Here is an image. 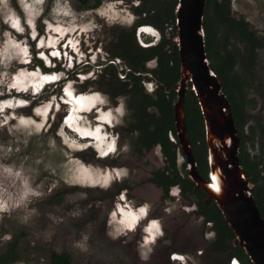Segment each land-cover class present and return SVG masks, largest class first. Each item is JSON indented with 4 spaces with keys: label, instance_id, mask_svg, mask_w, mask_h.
Masks as SVG:
<instances>
[{
    "label": "rangeland",
    "instance_id": "obj_1",
    "mask_svg": "<svg viewBox=\"0 0 264 264\" xmlns=\"http://www.w3.org/2000/svg\"><path fill=\"white\" fill-rule=\"evenodd\" d=\"M138 2L103 0L93 9L75 0H0V253L17 240L19 255L16 262L9 264H48L52 251L69 253L72 264H157L165 259L164 251L172 247L169 244L182 249L172 250L174 253L193 259L211 249L215 233L192 211L196 206L186 205L183 198L177 196L178 186L165 197L163 190L151 181L153 173L165 165L161 147L146 148V152L139 147L142 145L136 140L138 131H128L133 123L131 113L129 115V96L115 94L104 81L108 77L96 69L103 61L102 56L108 58L111 53L108 48L113 38L121 30H131L144 17L135 11ZM213 3L206 7L205 15L214 19ZM230 8L232 15L247 21L248 28L263 42L246 71L249 44L238 40L224 25L216 35L219 40L228 36L227 47L237 53L236 66L248 80L246 112L250 117L244 126L248 133L250 126H264V0H230ZM32 30V34L38 31L43 35L39 43L32 40ZM135 36L140 44L137 33ZM62 39L79 49L80 55L91 56L82 58L83 63L78 60L79 64L72 68L59 61L57 67H49L44 61L41 66L37 46L44 44L40 51L46 44L55 49ZM45 58L49 60L46 55ZM29 59H33L31 64H28ZM38 64L41 70L36 67ZM156 64V59H152L147 67L154 68ZM62 69L74 70L67 74L75 79L67 87L72 97L82 93L79 96L86 105L90 103L89 98L97 104L98 97L84 92H98L105 97L106 105L101 106L108 112L103 110L100 119L115 122L116 127L108 131L119 136L116 153L111 154L114 143H106L107 139L99 145L103 152L109 144L111 155L107 159L98 158L87 141L61 127L66 106L48 117L64 80L60 84H49L42 96L34 99L37 116L30 106L8 110L27 103L21 99L16 105L11 98L5 99L11 94L17 95L15 89L23 92L36 88L34 82L39 85L43 78L39 72L53 73ZM77 73L83 75L79 78ZM84 77L89 79L83 83ZM143 86L148 92L155 88L148 81ZM28 95L26 99L30 103L33 98ZM55 96L56 99L49 101ZM113 101H117V105ZM119 104L121 110L117 114ZM87 116L83 122L93 121L96 113ZM99 123L105 125L101 121H96L95 125ZM246 148L254 155L259 143L253 147L248 140ZM183 161L182 157L178 159L180 168ZM129 206L134 210L129 211ZM140 208L139 217L140 212L135 210ZM145 208L149 210L146 218ZM141 217L145 219L139 220ZM148 221L150 226L143 233L142 227ZM137 222H141L140 225H136ZM128 226L135 227L131 231ZM149 233L157 235L158 241L150 243ZM142 236L147 245L140 242ZM233 257L213 251L198 263L228 264ZM168 261L164 263L177 264Z\"/></svg>",
    "mask_w": 264,
    "mask_h": 264
},
{
    "label": "trees",
    "instance_id": "obj_2",
    "mask_svg": "<svg viewBox=\"0 0 264 264\" xmlns=\"http://www.w3.org/2000/svg\"><path fill=\"white\" fill-rule=\"evenodd\" d=\"M75 1L83 7L91 6L93 9L98 8L103 2V0ZM212 1L215 20L213 16L205 15L207 54L211 60L212 69L223 82L224 92L231 101L235 123L241 137V164L255 186L252 194L264 218V126L260 124L256 127L250 126L249 132L245 133L244 126L250 117V114L246 112L249 105L248 80L236 66L237 53L227 47L230 43L228 36L219 40L216 35L224 25L235 34L238 40H245L249 44H247L249 51L246 52L248 65L244 70L249 69L253 64L255 53L263 42L248 28L247 21L238 20L232 15L230 0H207L206 7ZM177 3V0H142V4L135 11L137 15H145L137 21L136 25H154L162 35L161 42L155 46L143 47L136 40L135 26L131 30H121L110 43L111 58L123 59L132 69L129 73L130 81H122L117 74L118 67L110 63L104 70V73L109 75L106 83L112 87L115 94L129 96V109L135 119L132 129L140 132L138 142L142 146L139 147L151 149L158 144L161 145L165 167L155 171L151 181L163 190L165 197L175 186L181 188L184 196L187 193H195L198 198L196 214L204 217L205 222L213 223L215 237L211 249L237 256L243 264H252L244 248L234 244L235 234L216 202L212 200L210 204H206L204 199L207 194L202 189H195L194 182L188 177L186 163L183 162L182 168L178 166L179 144L172 142L168 137L169 132H173L177 137L174 102L181 72L179 49L173 39L177 33ZM152 59H156L157 64L154 68H148L147 63ZM143 79L155 82L157 87L154 93L146 91ZM113 97H115L114 94ZM150 108H154V111H150ZM185 114L189 137L199 164L198 171L204 178H209L210 167L204 117L197 97L190 92L186 96ZM248 140L252 141L253 147L259 143V150L254 155H251L246 148ZM14 242L17 243V240ZM16 243L10 244L0 253V264H9L18 260ZM48 264H72V259L67 252L52 251Z\"/></svg>",
    "mask_w": 264,
    "mask_h": 264
},
{
    "label": "water",
    "instance_id": "obj_3",
    "mask_svg": "<svg viewBox=\"0 0 264 264\" xmlns=\"http://www.w3.org/2000/svg\"><path fill=\"white\" fill-rule=\"evenodd\" d=\"M174 41L180 55V81L174 102L179 148L195 189L214 200L235 234L234 244L244 248L252 264H264V218L253 197L254 184L240 160L241 137L231 101L223 82L212 69L205 40L207 0H177ZM196 96L206 129L209 178L198 171L189 137L185 102L187 92Z\"/></svg>",
    "mask_w": 264,
    "mask_h": 264
},
{
    "label": "flooded vegetation",
    "instance_id": "obj_4",
    "mask_svg": "<svg viewBox=\"0 0 264 264\" xmlns=\"http://www.w3.org/2000/svg\"><path fill=\"white\" fill-rule=\"evenodd\" d=\"M142 4V0H139V2H138V4H137V6H136V8L137 7H139L140 5ZM135 8V9H136ZM145 15V14H144ZM135 27L136 26H138V25H134ZM134 26H132V28H134ZM47 28V27H46ZM131 28V29H132ZM142 30V33L143 32H145V33H147V34H152L153 32H154V30L152 29V28H148V27H145V28H143V29H141ZM135 35H136V28H135ZM41 36H43L40 32H38V31H35V35H34V38H33V41L35 42V43H39V41L41 40ZM43 46H44V44H39V46H37V48H38V52L36 53L37 54V56H38V59H39V62H40V65L42 66L43 64H44V62H45V64L47 65V66H49V67H57L58 66V63H57V61H59V62H65V64L69 67V68H72V67H75V65L76 64H79V62H78V60H81V63H83V59L82 58H84V60L87 58V56H91V55H86V56H84V55H80L79 54V52H78V50L79 49H77V48H74L73 46H72V44L71 43H69L68 42V40H64V39H62V40H59L58 42H57V44L54 46L55 47V49H50V47L46 44V48L43 50V51H40L41 49H43ZM58 46H61L60 48L58 47ZM108 48V47H107ZM50 49V50H49ZM108 49H110V46H109V48ZM58 51L56 54H54L53 52L54 51ZM48 51V52H47ZM46 56H48V59L49 60H47L46 58H45V55ZM34 58V57H33ZM55 59H57V60H55ZM102 62L100 63H98V67L97 66H95V67H97L96 69L97 70H100L101 71V74L104 76V77H109V75H107V73H104V70H105V68L108 66V64H110V63H112V64H115V66L116 67H118V69H117V74H118V76L120 77V79L122 80V81H130V77H129V73L131 72V70L132 69H130L129 68V66L127 65V63L123 60V59H121V58H111V53L108 55V58H106V57H103L102 56ZM44 61V62H43ZM33 62V59H29V62H28V64H31ZM86 63H88V61H86ZM40 65L38 64V66H36L38 69H40ZM91 65H92V63H91ZM125 65V66H124ZM77 67H79V65L77 66ZM37 69V70H38ZM41 70V69H40ZM37 72V71H36ZM68 72V73H67ZM39 73H41L42 75H47V77H48V75H53V76H58L53 82H47V83H43V85L42 86H44V88L41 90V91H34L35 90V88H34V90L33 89H30V90H27V91H23V92H21V91H17V89H15V88H12V89H15L16 90V92H17V95H14V94H11V96L12 97H14V98H16L15 100H12L13 101V103H16V105H17V103H18V101L19 100H21V99H23V100H25L27 103H25V105H23V106H21V107H11V108H9L8 110H11V109H20V108H25V107H28V106H30V108L33 110V113H34V115L35 116H37V105H36V103L34 104V99H37V98H40L41 96H42V94L44 93L43 91L46 89V87L49 85V84H52V83H55V84H60L63 80V83L61 84L62 85V89H61V92L57 95L58 96V99H56L57 98V96H55V98H53V100L54 99H56V101L55 102H53V104L51 105V107H50V109H49V111H48V117H49V115L54 111V112H57V106L56 105H58L59 103H61V102H65V100L66 99H68V98H71V100H72V102H70V103H72L73 104V109H77V105H74V104H77V102L66 92V94L63 96V86H64V83L66 82V81H73V80H75V79H73V78H71V77H67L68 75H69V73H74V70H72V71H70V70H63L62 69V71H60V72H56V73H52V72H48L47 74H45V72L44 71H41V72H39ZM58 73H60V74H58ZM40 74V75H41ZM68 74V75H67ZM41 75V76H42ZM81 75H83L82 73H77V76L80 78V76ZM150 75V74H149ZM151 76V75H150ZM44 78H47L46 76H43ZM82 78V77H81ZM89 78H87V77H84L83 78V83L85 82V81H87ZM41 80V79H40ZM39 80V81H40ZM104 81L106 82V78H104ZM146 81H148L147 79H143V83H145ZM151 80H149L148 82H150ZM107 84V83H106ZM69 87V86H68ZM156 87H157V85H156ZM156 87L154 88V90L152 91V92H148V93H154V91H155V89H156ZM75 92V91H74ZM75 93H77V92H75ZM78 93H80V92H78ZM77 93V94H78ZM85 94H97V99H98V101H97V104H95L94 102H95V100H94V102H92V100H91V98H89V105H86V102H85V100H84V98L82 97L81 98V101H82V103H80L79 101V103L80 104H78V106H80L79 107V109L81 108L83 111H85V112H79V113H81V114H86V111H89L90 109H92L93 108V110H92V112H95L96 114H97V116H99V118H98V120H95V121H98V122H103L105 125H103L102 123H99V124H96V125H100L99 127H100V129H101V133H102V136L101 137H104L103 138V140L104 141H106V139H107V142L106 143H108V142H111V143H114V150H113V152L111 153V154H113L115 151H117V144H118V141H119V136H118V134H117V136H114V135H112L113 137H109L107 134H106V128L108 127V124L107 123H111V121H109L108 119L107 120H102V119H100V117H102V116H100V115H102L101 113H102V111L104 110L103 108H102V106L101 105H103V107L106 105L105 104V97L102 95V94H100V93H98V92H90V93H86V92H84ZM28 94H30L31 96H32V98L33 99H31V102L29 103V101H28V99H26V96H29ZM80 94H82V93H80ZM79 94V95H80ZM111 96V95H110ZM8 97H10V96H8ZM8 97H6V98H8ZM65 99V100H64ZM115 99V97H113L112 96V100H114ZM30 100V99H29ZM113 103H114V105H117V101H113ZM100 107V108H99ZM151 109V108H150ZM7 110V111H8ZM95 110V111H94ZM121 110V104H119L117 107H116V113L117 114H119L120 111ZM1 111V110H0ZM104 111H106V112H108L107 110H104ZM2 112V111H1ZM111 112V111H110ZM130 113H131V110L129 109V115H130ZM103 114H104V112H103ZM67 115V114H66ZM111 115H112V112H111ZM131 115H132V113H131ZM40 116V115H39ZM65 116V115H64ZM64 116L62 117V120H61V123H62V121H63V118H64ZM48 117L46 118V119H48ZM133 117V116H132ZM40 118H41V120L43 119V117L42 116H40ZM111 118V117H110ZM76 119L79 121V123L80 124H82V122L79 120V118L78 117H76ZM113 120V119H112ZM114 122V121H113ZM134 122H135V119H134V117H133V123L131 124V126H129V128H128V131H138V136H137V142H138V138H139V135H140V132H139V130H137V129H132V125L134 124ZM87 126H89V125H87ZM90 126H95V125H90ZM105 129H104V128ZM115 127H116V124H115ZM67 128V127H66ZM92 130H94V129H92ZM77 136H78V134H76ZM85 137H86V139L85 140H87V143L88 144H90V143H92V144H95V145H97L98 147H99V145H103V143L102 142H97V139L96 138H93L92 136H90V135H85ZM168 137H169V139L172 141V139H171V132H169L168 133ZM109 138H110V140H109ZM80 139H82V138H80ZM84 139V138H83ZM173 142V141H172ZM101 143V144H100ZM110 143V144H111ZM139 143V142H138ZM105 145V144H104ZM111 146V145H110ZM161 146V145H160ZM109 144H106V150H107V152H106V150L105 151H103V155L101 154L102 153V150H103V148H101V147H99V149L97 150V149H95L94 147V149H95V152L97 153V157L98 158H100V159H107L108 157H110V155L111 154H109L110 152H109ZM144 148V150H145V152L147 151V149H146V147H143ZM162 149V148H161ZM116 153V152H115ZM183 162H185V161H183ZM183 164V163H182ZM164 167H165V165H164ZM163 169V168H162ZM153 176V175H152ZM172 191H174V189L172 188L171 189ZM196 190H199V189H196ZM176 191H178V194H177V196H180V197H182L183 198V202L186 204V205H188V206H193V205H195L196 206V208L195 209H192V211H195V213H196V211L198 210V205H197V202H198V198L196 197V194L195 193H191V194H189V193H187L186 194V196H184L183 195V193H182V190H181V188L178 186L177 187V189H176ZM171 192V191H170ZM204 202L206 203V201H205V199H204ZM211 202V201H210ZM210 202L209 203H206V204H210ZM146 212L147 211H145V214H146ZM198 215V214H197ZM199 216V215H198ZM145 217V216H144ZM200 217H202V216H200ZM203 219H204V217H202ZM139 220H140V218H139ZM205 220V219H204ZM206 223H208L210 226H211V229H212V225H213V223L212 222H206ZM212 231L214 232V230L212 229ZM215 233V232H214ZM160 235H161V233H159ZM153 235V236H152ZM143 237V236H142ZM160 237V236H159ZM147 240L150 242V243H152L155 239H156V241H158V237H157V235H155L154 233L152 234V233H149L148 235H147ZM140 242H142L143 243V245H147V242H146V240H145V238L143 237V238H141L140 239ZM169 245H172V247L170 248V249H166L165 251H164V255H165V259L164 260H160V262H158L157 264H165L164 262L165 261H167V262H169L168 261V259L171 261V255H172V250H182V249H180L179 247H177V246H175V245H173V244H169ZM213 251H215L214 249H209L208 251H207V253H203V254H199V255H195L196 257L193 259V257H191V256H189V255H187L188 256V260L191 262V264H194V263H196L197 262V264H199L200 262H203L204 261V259L203 258H206V257H208L209 256V252H213ZM175 258L177 259V260H179V259H182V256H175ZM197 258H199V259H197ZM199 262V263H198ZM230 262H231V259H230ZM151 263V262H150Z\"/></svg>",
    "mask_w": 264,
    "mask_h": 264
},
{
    "label": "clouds",
    "instance_id": "obj_5",
    "mask_svg": "<svg viewBox=\"0 0 264 264\" xmlns=\"http://www.w3.org/2000/svg\"><path fill=\"white\" fill-rule=\"evenodd\" d=\"M28 25H29V27H30V24L28 23ZM137 28H136V33H137V36H138V41H139V43L143 46V47H150V46H155V45H157L159 42H161V39H162V35H161V33H160V31H159V29H157L154 25H152V24H138V26H136ZM145 27H148V28H152L153 30H154V32L152 33V34H147V33H145V32H143L142 33V30L141 29H143V28H145ZM31 29V28H30ZM32 32H33V30L31 31V33H30V36H31V38H32V40H33V38H34V35H35V33L34 34H32ZM148 37H151V39H147ZM56 72H60V71H56ZM56 72H53V73H56ZM48 72H45V74H47ZM58 74H60V73H58ZM70 82H72V81H66L65 83H64V86H63V96L66 94V92H67V87L68 86H71V84H70ZM151 85H155V87H156V84H155V82L154 81H150L149 82ZM44 88V86H42L41 85V83L39 84V87L38 88H35V90L34 91H41L42 89ZM189 92V91H188ZM187 92V93H188ZM79 94L80 93H78V96H79ZM8 98H11L12 100H15L16 98H14V97H12V96H10V97H8ZM8 98H5V99H8ZM4 100V99H3ZM53 99H51V100H49V101H52ZM65 100V99H64ZM70 102H72V100H71V98H68V99H66L65 100V102H61V103H59L58 105H56L57 106V111H59L60 109H61V107L64 105V106H66L67 107V115L65 114V116H64V118H63V121H62V123H61V127L63 128V129H65L66 127H67V129H68V131H69V134H78V137L79 138H82V139H80V140H83V141H87V140H85L86 139V137H85V135H89L90 133H89V129H88V127H87V125H85V123H87L89 126L91 125V123H94V125H95V123H96V121L95 120H98V118H99V116H97V114H96V117L94 118V120L92 121H87V122H83L84 120H85V118L86 117H88L87 115H89V114H91L92 113V110H93V108L92 109H90L89 111H86V114H81L82 112H85V111H83L81 108L80 109H74L73 110V104L72 103H70ZM80 107V106H79ZM100 108V107H99ZM38 109V108H37ZM1 110V109H0ZM79 112H81V113H79ZM70 113H72V114H74L75 115V117H78L79 118V120L82 122V126H80L79 125V121H78V123H77V125H75V126H71V125H69V124H67V126H66V124H65V121H66V119L68 118V116L70 115ZM113 115H114V113H113ZM101 116V115H100ZM111 117H113V116H111ZM113 119V121H114V118H112ZM108 124V127L106 128V134L109 136V137H112V135H113V133H111L110 134V132L108 131L109 129H113V128H115V122L114 123H107ZM79 126V127H78ZM100 125H95L94 126V130H93V132H94V135H96V136H98V138H101V129H100V127H99ZM81 127V130H79V128ZM84 138V139H83ZM171 139H172V141L173 142H177L178 143V139H177V137H175V135L173 134V132H171ZM102 142V141H101ZM101 144V143H100ZM179 144V143H178ZM88 146H91V147H94L95 149H99V147L97 146V145H95V144H92V143H90V144H88ZM156 146H160V144H158V145H156ZM161 147V146H160ZM179 150H180V148H179ZM102 155H103V152L101 153ZM182 153H181V151H180V154H179V158L180 157H182L183 158V156L181 155ZM178 158V159H179ZM184 160V159H183ZM125 195V194H124ZM126 196V195H125ZM207 197V196H206ZM123 200V199H122ZM205 201H206V198H205ZM214 201V200H213ZM141 208H144L143 206L141 207ZM141 208L139 209V210H135V211H137V212H140L139 213V217L142 215V211H141ZM128 209H129V211L131 210V209H133L132 208V206H129L128 207ZM134 210V209H133ZM145 210L147 211L146 212V214H145V218L147 217V215H148V212H149V210L148 209H146L145 208ZM123 215H124V213H123ZM125 216V218H126V220H127V216L126 215H124ZM144 217H141L140 218V220L141 219H143ZM144 218V219H145ZM132 219V218H131ZM143 219V220H144ZM142 220V221H143ZM141 221V222H142ZM141 222H137V224L136 225H140V223ZM147 223H148V225H147ZM143 227H142V232L144 233V231H145V229L147 228V227H149L150 225V222L148 221ZM151 224H152V222H151ZM153 225H156L155 224V222L153 223ZM135 227V226H134ZM134 227H132L131 229L129 228V226H128V230H133V228ZM156 227H157V225H156ZM144 235V234H143ZM144 238H145V236H144ZM182 256V259H179V260H177L176 258H175V256ZM171 260L173 261V262H175V263H177V264H191V262L188 260V256H186V254H178V253H172V255H171ZM194 264H197V263H194ZM228 264H243L241 261H240V259L237 257V256H234L233 258H231V262H230V260H229V262H228Z\"/></svg>",
    "mask_w": 264,
    "mask_h": 264
},
{
    "label": "bare ground",
    "instance_id": "obj_6",
    "mask_svg": "<svg viewBox=\"0 0 264 264\" xmlns=\"http://www.w3.org/2000/svg\"><path fill=\"white\" fill-rule=\"evenodd\" d=\"M43 76H45V75H43ZM49 77H55V79L57 78V75L56 76H53V75H48V77L47 78H42L41 80H40V83H41V85H43V83H47V82H53L55 79H49ZM39 82V81H38ZM34 85L36 86V88H38L39 87V85H37V83L36 82H34ZM34 85H33V87H34ZM35 88V87H34ZM33 88V89H34ZM28 90V89H27ZM30 90V89H29ZM67 93L72 97V93L70 92V91H68L67 90ZM76 102H77V104H74V105H77V109H79V106H78V104H80V103H82V101H81V98H82V96H73L72 97ZM80 103H79V102ZM7 105V104H6ZM5 105V106H6ZM9 106V104L7 105V107ZM11 106V105H10ZM74 110V109H73ZM77 123H78V120L76 119V117H75V115L74 114H72V113H70V115L68 116V118L66 119V121H65V124H66V126H67V124H69V125H71L72 127L73 126H75V125H77ZM79 125L80 126H82V124H80L79 123ZM85 125H88L87 123H85ZM79 127V126H78ZM88 127V129H89V135L90 136H92L93 138H96L97 139V142H101L102 141V143L104 142V140H103V138L104 137H101V138H98V136H96V135H94V132H93V130L92 129H94V126H87ZM79 130H81V127L79 128ZM101 136H102V134H101Z\"/></svg>",
    "mask_w": 264,
    "mask_h": 264
},
{
    "label": "snow or ice",
    "instance_id": "obj_7",
    "mask_svg": "<svg viewBox=\"0 0 264 264\" xmlns=\"http://www.w3.org/2000/svg\"><path fill=\"white\" fill-rule=\"evenodd\" d=\"M49 79H55V77H49Z\"/></svg>",
    "mask_w": 264,
    "mask_h": 264
}]
</instances>
